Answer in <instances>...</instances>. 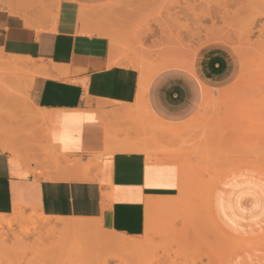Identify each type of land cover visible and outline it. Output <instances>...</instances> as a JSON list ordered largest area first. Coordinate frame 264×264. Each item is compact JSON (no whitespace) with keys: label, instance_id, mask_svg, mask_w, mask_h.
<instances>
[{"label":"crops","instance_id":"crops-1","mask_svg":"<svg viewBox=\"0 0 264 264\" xmlns=\"http://www.w3.org/2000/svg\"><path fill=\"white\" fill-rule=\"evenodd\" d=\"M110 1L63 0L55 30L41 29L37 19L35 25H28L24 14L0 9V52L35 61L36 73L41 66L42 71L48 69L43 75L28 71L29 78L36 75L32 84L29 80L31 122L24 112L18 118L14 110L1 107L0 146L10 150L0 147V214L27 209L52 218L96 219L109 231L140 237L145 233L147 210L178 195L179 166L149 161L147 156L156 157L157 150L135 131L133 120L143 121L142 107L146 117L165 124L190 122L208 92L234 83L241 62L230 47L210 45L196 55L191 68L152 70L142 79L138 69L112 64L107 36L82 31L81 6L95 9ZM142 83L145 92L140 94ZM13 118L23 120L15 122L24 128L16 127ZM123 138L145 148L137 145L140 152L114 151ZM129 140L125 142L133 145ZM144 150L151 154H142ZM216 194L215 214L231 230L240 224L236 211L245 195L262 211V195L256 191L240 193L238 208L227 202L222 191ZM127 221L135 224L131 227Z\"/></svg>","mask_w":264,"mask_h":264},{"label":"rangeland","instance_id":"rangeland-1","mask_svg":"<svg viewBox=\"0 0 264 264\" xmlns=\"http://www.w3.org/2000/svg\"><path fill=\"white\" fill-rule=\"evenodd\" d=\"M19 1L15 9H4L37 19L41 29H50L48 25L58 21L61 0H41V4H37L39 0ZM43 1L49 2L47 7L52 5L50 11ZM79 21L85 27L102 26L112 31L118 48L116 65L138 69L142 79L152 70L191 68L196 55L210 45L233 49L241 71L231 86L209 92L210 103L206 94L198 114L188 122L191 130L180 137L167 139L147 122L133 120L135 131L156 152L186 155L192 184L184 217L177 211L161 212L155 225L145 229L144 234L150 230L149 236H126L128 240L96 222L82 236L60 231L56 236H62L66 244L59 245L53 240L38 242L36 234L19 236L21 229L16 226L8 231L6 242H0V264H264V0H111L100 8L81 6ZM184 63L191 65L185 67ZM28 73L6 71L0 64V85L21 95L16 94L20 98L15 103L0 98V113L1 107L17 113L22 109L27 117ZM19 82L23 86L17 85ZM143 87L144 83L140 94ZM17 113L19 118L22 113ZM246 190L262 195V211L245 195L236 211L240 224L231 230L215 214L216 192L222 191L227 202L238 208L237 196ZM165 215L167 221L175 217L174 224L163 220ZM49 221L58 224L73 219ZM139 239L149 241L141 243ZM76 244L81 246L75 248Z\"/></svg>","mask_w":264,"mask_h":264},{"label":"bare ground","instance_id":"bare-ground-1","mask_svg":"<svg viewBox=\"0 0 264 264\" xmlns=\"http://www.w3.org/2000/svg\"><path fill=\"white\" fill-rule=\"evenodd\" d=\"M21 1V3L23 2L24 3V0H20ZM20 1H19V3L18 4H20ZM36 1V0H35ZM35 1H31L32 3H34ZM38 1V0H37ZM36 1V2H37ZM45 1V0H44ZM42 2V4L43 3H45V2ZM50 1V0H49ZM62 1L63 0H61V5H62ZM17 2H18V0H17ZM17 2H16V0L14 1V0H0V9L1 8H3L4 9V7H10V8H13V9H15L16 7V4H17ZM28 2V0L27 1H25V4ZM39 3H37V4H41L40 2H41V0H39L38 1ZM48 1H46V3H47ZM50 2H52V0L50 1ZM107 2V1H106ZM31 3V4H32ZM45 3V4H46ZM49 3V2H48ZM47 3V4H48ZM29 4H30V2H29ZM29 4H27V6L29 5ZM30 4V5H31ZM46 4V6L45 7H47L48 5ZM29 5V6H30ZM23 6H24V4H23ZM28 6V7H29ZM52 5H50L49 7H51ZM25 7H26V5H25ZM44 7V6H43ZM49 7H47L46 9L48 10L49 9V11H50V9L51 8H49ZM18 8V7H17ZM20 9H21V7H20ZM26 9V8H25ZM23 10V9H22ZM44 10H45V8H44ZM51 13V12H50ZM49 13V14H50ZM15 15V14H14ZM24 19H26L27 20V23H28V25H35V21H33V20H31V19H28L27 17L26 18H24ZM51 20V19H50ZM55 21V20H54ZM54 21H52L53 23L51 24L50 23V26H49V28H51V29H53V30H55L56 28H57V23H58V21L56 20L55 22ZM49 22H51V21H49ZM40 24V23H39ZM47 24V23H46ZM49 24V23H48ZM37 25V24H36ZM104 26V25H103ZM58 29V28H57ZM52 31V30H51ZM82 31L83 32H85V33H89V34H99V35H103V36H109L111 39H112V41L113 42H115L116 41V36H115V34L112 32V31H110L109 29H107V28H105V27H102V26H86V27H84L83 29H82ZM56 32V31H55ZM54 32V33H55ZM58 33H59V31H58ZM113 42H112V50H111V56L110 57H112L111 59H113L112 60V64L113 65H116V62H115V60H116V57L118 56L117 54H118V52H116V50H115V48H117V46H116V42H115V45H113ZM114 46V47H113ZM118 49V48H117ZM118 51V50H117ZM28 60V59H27ZM217 61V60H216ZM223 62V61H222ZM35 63V61H25V60H21V59H14V58H9V57H6L5 55H3L2 54V52H0V64L6 69V71H9V70H13L15 73L17 72L18 73V71H20V73H25V71H29L30 69H32V70H30V71H32V73L34 72L35 74H37V75H39L40 73L42 74V72L44 73V72H46L48 69H46L45 68V70L46 71H42V69H43V67H42V69H40L41 67H39V69H38V72L36 73V71H37V69H35V67L34 66H36V64H34ZM47 63V62H46ZM46 63H44V64H46ZM32 64H34L32 67L33 68H31V65ZM52 64V63H51ZM50 64V65H51ZM54 64V63H53ZM185 64V63H184ZM41 65V64H40ZM47 65H49V64H47ZM178 65H183V64H178ZM189 65H191L190 63L188 64H185V65H183V66H185V67H190ZM193 65V64H192ZM225 65V64H224ZM44 66V65H43ZM46 66V65H45ZM37 67H38V65H37ZM36 67V68H37ZM47 67V66H46ZM49 67V66H48ZM51 67V66H50ZM57 67V66H56ZM223 67V66H222ZM54 67H52V69H53ZM226 68V67H225ZM35 69V70H34ZM50 69V68H49ZM189 69V68H188ZM40 70V71H39ZM55 70H57V68L55 69ZM50 71V70H49ZM59 71V70H58ZM48 72V71H47ZM46 72V74H48ZM56 72V71H55ZM59 72H61V71H59ZM64 72V71H63ZM62 72V73H63ZM222 72V71H221ZM33 73V74H34ZM52 73V72H51ZM218 73V72H217ZM30 73H28V75H29ZM46 74H44V75H46ZM57 74H59V73H57ZM56 74V75H57ZM61 74V73H60ZM19 75V74H18ZM31 75V74H30ZM43 75V74H42ZM50 75V74H49ZM64 74H61L60 76L61 77H64L63 76ZM2 76H3V74H2ZM36 76V75H35ZM35 76H33V78L35 77ZM65 77H66V75H65ZM7 78V77H6ZM23 78V77H22ZM29 78V77H28ZM33 78H29V80H30V83H31V81H32V79ZM10 79V78H9ZM29 80H28V82H29ZM3 81V80H2ZM5 81H3V83H4ZM27 81L25 80V84L27 85V83H26ZM2 83V84H3ZM23 83V82H22ZM22 83H17V85H22L23 86V84ZM1 84V83H0ZM32 84V83H31ZM7 86H9V85H7ZM0 87L1 88H3L2 87V85H0ZM0 88V89H1ZM25 88H27V87H25ZM29 88L30 87H28L27 89H25L26 91H30L29 90ZM175 88V87H174ZM178 88V87H177ZM207 88V87H206ZM207 91V90H206ZM22 92H23V90H22ZM145 92V84H144V87H143V89H142V94ZM28 93V92H27ZM16 94H18L17 92H14L13 90H10V89H2V90H0V98H1V100L3 99V102H4V100H6V101H9V102H11V103H15V102H17L18 101V98H20V97H17V95ZM21 94H23V93H21ZM153 94V93H152ZM19 96H21L20 94H18ZM24 95V94H23ZM227 95V94H226ZM169 98V97H168ZM5 101V102H6ZM30 100L28 99V96H27V99H26V104L27 105H29V107L31 108V106H30V102H29ZM206 101L208 102V103H210L211 101H212V94H210L209 92L207 93V99H206ZM8 103V102H7ZM21 103H23V102H21ZM176 106V105H175ZM24 108V107H23ZM19 109H20V107H19ZM18 109V110H19ZM26 110V112H28L29 113V109H27V108H25ZM170 109V108H169ZM22 110V109H21ZM21 110H19L18 112L19 113H22V112H20ZM144 110L145 109H143L142 107L140 108V113H141V117H142V120L144 121V122H147L148 123V125H150L151 126V128L153 129V131L154 132H156V133H159V134H161L162 136H164V137H167V139H173V138H177V137H180V135H183V134H186L185 132H188V131H190L191 130V126H189L190 124L189 123H184V125H180V126H173V125H170V124H165V123H162V122H160V121H158L157 119L155 120V118H151L152 116L150 115V114H148V115H150L149 117H146V114L145 113H142V112H144ZM8 111V110H7ZM14 113H17V111H15ZM19 113H17V114H19ZM147 113H149V112H147ZM31 113H29V114H27L26 113V115H27V119H29V120H31L30 118H29V116L28 115H30ZM15 117H17V115H14ZM22 115H20L19 117H21ZM31 116V115H30ZM39 116V115H38ZM43 116V115H42ZM13 117V116H12ZM40 117H41V115H40ZM31 118H32V116H31ZM44 118V117H43ZM147 118H149V119H147ZM151 118V119H150ZM16 119H18V118H16ZM16 119H14L13 118V120H14V125H19V126H21L20 125V123H17L16 124V122H15V120ZM40 119V118H39ZM146 119L148 120V121H146ZM28 120V121H29ZM18 121H23V120H20V119H18ZM30 122V121H29ZM140 122V121H139ZM151 122V123H150ZM32 123H34V122H32ZM109 123V122H108ZM29 124H31V123H29ZM5 125V124H4ZM7 126H8V124H6ZM5 125V126H6ZM16 126V127H19V126ZM112 125V124H111ZM11 126V125H10ZM2 127H4V126H2ZM31 127H32V125H31ZM31 127H28L29 129L28 130H30V129H32ZM21 127H19V129H20ZM22 128H24V126H22ZM21 128V129H22ZM38 128H39V126H38ZM37 128V129H38ZM108 128H109V126H108ZM12 128H10V130H11ZM23 130H25V129H23ZM33 130V129H32ZM12 131H13V129H12ZM31 131V130H30ZM30 131H28V132H30ZM36 130H34V132H35ZM38 131H40V129H38ZM11 132V131H10ZM14 132H16L15 131V129H14ZM18 132H21V131H18ZM25 132H26V130H25ZM33 132V133H34ZM4 133V132H3ZM183 133V134H182ZM10 134V133H9ZM118 136V135H117ZM108 137H109V135H108ZM113 138H114V136H112ZM6 138V137H5ZM121 138V137H120ZM2 139V138H1ZM0 139V140H1ZM118 139V138H117ZM126 140H124V138L122 139V140H120L119 141V145H117L116 144V146H118V148L117 147H115V148H117V150L115 149L114 151H117V152H133V149H137V145L139 144V143H135V142H133L131 139L129 140V138H125ZM127 139L129 140V142H131V143H133V145H130V144H128V143H126L125 141H127ZM116 140V139H115ZM1 142V141H0ZM5 142H8V141H6V139H5ZM11 143H12V141H11ZM134 143L136 144L135 146H134ZM3 144V143H2ZM129 146H128V145ZM4 145V144H3ZM10 145V144H9ZM2 146V145H1ZM0 146V147H1ZM5 146V145H4ZM1 147V148H3V149H7V150H10V149H8L7 147ZM134 148H133V147ZM141 146H143V145H138V149H139V147H141ZM129 147H131V148H129ZM144 147V146H143ZM15 148V147H14ZM145 148V147H144ZM17 149V148H16ZM137 149V152H140L139 150ZM140 149H143L142 147L140 148ZM16 151V150H15ZM18 152H19V150H17ZM141 151H143V150H141ZM146 151H148V149H146ZM145 150H144V152H142V154H149L150 152H148V153H145L146 152ZM11 152H14V150L13 151H11ZM134 153H136V152H134ZM16 154V153H15ZM151 154V153H150ZM154 154H157L156 155V157H153L152 155H149V156H147V158H148V160L149 161H153V160H155L156 162H159V163H174V164H176V165H178L179 166V168H180V188H179V193H178V195H176V196H174V197H170V198H166V199H164L163 201H161L159 204H158V207L156 208V209H148V211H147V213H145L146 215V230H147V228L148 227H153L155 224V218H156V216H157V214H159V213H161L162 212V215H164L165 213H167V212H171V211H177V213L178 212H181L180 213V217H184L185 215L183 214V212H184V210H186V207H188V205H189V203H190V201H191V198H190V190H191V173L189 172V169H188V165H187V158L185 159V157H186V155H185V157L183 158V156H180V154H175V153H172V152H169V151H162V152H156V153H154ZM18 155V154H17ZM34 212L33 213H29V214H26L25 212H24V209H16L12 214H10V215H2V214H0V242H6V241H4L6 238H8V235H7V233H8V231H10L11 229H13V227H19L21 230H19L21 233H20V235L19 236H21V235H23L24 237H28V236H31V235H38L39 236V238H38V242H43L44 240H53V242L54 243H57V245H59V244H62L63 242H64V240H63V237L62 236H56V234L57 233H59V234H62V233H64V234H67V233H70V234H72V236H82V235H85V234H87L90 230H92L93 229V227L95 226V223L96 222H98L96 219L95 220H91V219H73V221H58L57 223L58 224H51L50 223V219H55V220H64V219H60V218H52V217H48V216H46V215H44L43 213H41V212H38L37 210H33ZM129 213V212H128ZM187 213V212H186ZM135 214V213H134ZM128 215H131V214H128ZM126 217H125V219H128V221L132 218V216H131V218H130V216H128L127 217V214L125 215ZM135 216V215H134ZM159 216H161V215H159ZM158 217V216H157ZM164 217V216H163ZM130 218V219H129ZM159 218V217H158ZM162 218V217H161ZM170 219H169V221H167V219H166V215H165V218H162L163 220H165V221H167V222H170V224H172L175 220H176V218L174 217H169ZM187 218V217H186ZM139 219V218H138ZM160 219V218H159ZM212 219H214V218H212ZM66 220H70V219H66ZM72 220V219H71ZM126 221V220H125ZM127 221V222H128ZM131 221V220H130ZM134 221V220H133ZM60 222V223H59ZM127 222H125L126 224H128ZM159 222V221H158ZM166 222V223H167ZM105 223V222H104ZM59 224L61 225V227L59 226ZM130 224V223H129ZM129 224H128V226H129ZM132 224V223H131ZM130 224V225H131ZM135 223H133L132 225H134ZM137 224V223H136ZM174 224V223H173ZM132 225H131V227H132ZM217 225V224H216ZM102 226V225H101ZM124 226H126V228L128 227L127 225H124ZM218 226V225H217ZM134 227V226H133ZM129 229H130V227H128ZM135 228V227H134ZM218 228L220 229V227L218 226ZM7 229V230H6ZM133 229V228H132ZM137 229H138V227H137ZM149 229H152V230H154L153 228H149ZM126 230H128V229H126ZM135 230V229H134ZM139 230H141V229H139ZM145 230V231H146ZM167 230V229H166ZM13 231V230H12ZM11 231V232H12ZM60 231H63L62 233H60ZM108 231V230H107ZM130 231H132V230H130ZM143 231V230H142ZM149 231V233L148 234H144V235H148L149 236V234H150V230H148ZM105 232V231H104ZM103 232V233H104ZM111 233H113L112 231H110ZM152 232H154V231H152ZM158 232V231H157ZM13 234H14V232H12ZM105 233H107V232H105ZM131 233V232H130ZM137 233V232H136ZM145 233H147V232H145ZM159 233V232H158ZM153 235H154V233H152ZM162 234V233H161ZM161 234H159V235H161ZM94 235V234H93ZM96 235V234H95ZM121 235H123L124 237H125V240H128L127 238L128 237H126L127 235H124V234H121ZM144 235L142 236L144 239H145V237H144ZM14 236L16 237V238H18V235H16V234H14ZM90 236V235H89ZM103 235H101L100 237H102ZM5 237V238H4ZM14 237V238H15ZM99 237V238H100ZM123 237V238H124ZM141 237V238H142ZM147 237V236H146ZM79 238V237H78ZM77 238V239H78ZM93 238H94V236H93ZM92 239V238H91ZM137 239V238H136ZM144 239H139L138 241L139 242H141V240H142V242L141 243H143V242H146V241H149V240H146V241H143ZM75 240V239H74ZM82 240V239H81ZM97 240V239H96ZM16 241V240H15ZM23 241V240H22ZM78 241V240H77ZM83 241V240H82ZM92 241V240H91ZM239 241V240H238ZM8 242V241H7ZM10 242V241H9ZM12 242H14V241H12ZM20 242V241H19ZM65 244H66V242H64ZM86 243H87V241H86ZM241 243V242H240ZM20 244V243H19ZM22 244V243H21ZM69 244V243H68ZM1 245V244H0ZM40 245V244H39ZM255 245V244H254ZM36 246H38V245H36ZM75 248H79L81 245H79V244H76V245H73ZM1 247V246H0ZM39 247V246H38ZM69 247V246H68ZM54 250V249H53ZM79 250V249H78ZM81 250V249H80ZM45 251V250H44ZM144 264V263H143Z\"/></svg>","mask_w":264,"mask_h":264}]
</instances>
